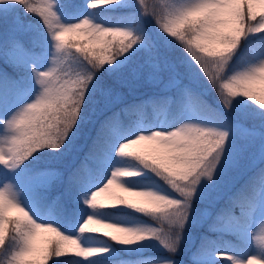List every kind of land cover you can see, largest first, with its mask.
I'll return each instance as SVG.
<instances>
[{"label":"snow or ice","instance_id":"1","mask_svg":"<svg viewBox=\"0 0 264 264\" xmlns=\"http://www.w3.org/2000/svg\"><path fill=\"white\" fill-rule=\"evenodd\" d=\"M0 264H264V0H0Z\"/></svg>","mask_w":264,"mask_h":264},{"label":"trees","instance_id":"2","mask_svg":"<svg viewBox=\"0 0 264 264\" xmlns=\"http://www.w3.org/2000/svg\"><path fill=\"white\" fill-rule=\"evenodd\" d=\"M34 20L36 19V18H33ZM147 24H148V26L149 27H153L154 25L152 24V21H147ZM149 86L148 85H144V87L143 88H141L140 89V91H144L145 89H147ZM125 92L127 91L126 89L124 90ZM209 100H210V102H214V100H215V94L213 93L210 97H209ZM87 149L85 148V151H86ZM82 155V154H81ZM78 162V161H77ZM241 183H243V180H241ZM55 193H53V195H54ZM223 206V201H221V203L220 204H218L217 205V209L218 208H220V207H222ZM215 211H216V209H213V214H215ZM209 223H211V221L209 220L208 221ZM205 228H206V226H205ZM101 238H103V237H101ZM226 239H228V237H226ZM109 242H111V241H109ZM199 242V238H198V236H197V243ZM194 250V249H193ZM144 254H148V252H145ZM143 254V255H144ZM138 256H136V255H131V256H129V255H126V254H123L122 253V258L123 259H126V260H129V261H133V260H135L136 258H137Z\"/></svg>","mask_w":264,"mask_h":264},{"label":"rangeland","instance_id":"3","mask_svg":"<svg viewBox=\"0 0 264 264\" xmlns=\"http://www.w3.org/2000/svg\"><path fill=\"white\" fill-rule=\"evenodd\" d=\"M147 219V218H145ZM111 243V242H110ZM193 250V249H189L187 245H185V248L182 252V255L180 257H178V259H184V260H187L188 259V256L190 254V251ZM148 252V254H144L143 256L144 257H148V256H157V255H163L162 252H160L159 250H149V251H146ZM122 255V254H121ZM139 257H137L135 260H137ZM133 260V261H135Z\"/></svg>","mask_w":264,"mask_h":264}]
</instances>
